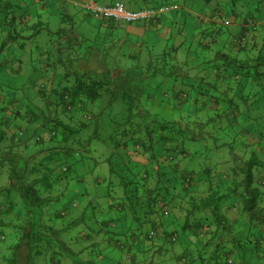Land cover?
Listing matches in <instances>:
<instances>
[{"label":"trees","instance_id":"1","mask_svg":"<svg viewBox=\"0 0 264 264\" xmlns=\"http://www.w3.org/2000/svg\"><path fill=\"white\" fill-rule=\"evenodd\" d=\"M244 2L250 0H241ZM52 3L55 0L29 1V5L45 8ZM26 5L29 6L24 0H0V170L6 169L8 188L19 192L23 202L17 215L20 222L15 252L1 264H19L22 244L30 247V264H40L55 242L51 237H67L72 230L83 231L86 237L96 233L82 227L79 222L83 216L81 211L74 213L77 206L73 203L69 209L44 217L43 208L58 199L53 191L68 187L72 155L76 160H90L94 168L107 163L106 187L120 188L110 190L112 201L105 211L107 215L93 213L98 230L103 233L119 234L120 218L129 220L133 231L145 239L150 228L156 235V229L162 227L165 243L186 245L175 257L179 264H241V258L232 254L246 244L264 251V120H259L264 118V105L252 111L251 102L246 105L251 96L264 101L260 92L264 91V48L248 51V38L244 39L246 25L252 24L254 17L244 18L242 34L228 38L236 50L246 52L243 58H232L227 63L232 65L228 77L222 80L214 76L216 80L212 81L208 78L211 73L203 77L198 73L184 74L188 83L176 91L174 101L168 97L159 99L166 106L164 111L171 112L160 118L140 107L141 82L146 76L130 75L138 73L136 69L143 71L140 61L136 62L137 54L131 56L135 59L131 67L122 66L118 60L115 68H109L100 59L99 47L88 45L90 54L81 53L84 42L91 40L74 30V16L60 12V25L54 28L37 13H29ZM73 5L91 16L81 0H73ZM259 25L264 28V22ZM43 30L48 38L40 43L37 36ZM167 53L174 56L176 49L165 51L162 56ZM96 54L95 64L90 58ZM227 57L224 60L228 61ZM144 62L147 70L155 71L151 60ZM60 67L61 79H54ZM48 70L50 78L45 75ZM164 71L166 67L161 72ZM200 78L212 82L202 89ZM221 83L225 84L224 91L219 88ZM246 84L254 86L255 92L248 95L242 90ZM234 87L239 96L228 94ZM186 89L193 91L191 102ZM103 97L110 105L121 100L122 111L112 118L102 110L97 116L89 113L88 102ZM151 97V102H155L154 94ZM186 103L190 105L184 106ZM95 138L97 156H92L89 144ZM236 141L238 146L233 149ZM207 150H218L215 159H211L213 164ZM224 152L226 157L236 156L230 174L219 169L220 160L228 159L222 158ZM245 154L248 158L243 160ZM201 182L207 187L203 195ZM231 187L241 199L238 214L245 232L242 238L234 234L222 212ZM125 237H132V233ZM79 240L74 241L76 245ZM131 240L116 239L112 246L120 250ZM63 246L68 248L66 241ZM63 255L72 258L70 253ZM154 264L163 262L157 260Z\"/></svg>","mask_w":264,"mask_h":264},{"label":"rangeland","instance_id":"2","mask_svg":"<svg viewBox=\"0 0 264 264\" xmlns=\"http://www.w3.org/2000/svg\"><path fill=\"white\" fill-rule=\"evenodd\" d=\"M178 3L180 6L184 4L183 0H176L174 3ZM251 4L247 5L248 7H244L246 10L250 9L252 13H255V20L252 22V24L246 25L247 31L245 32L244 39L248 38L253 33V28L255 32H263L262 28H260V23L264 22L259 19V10L260 8H263L264 2L262 0L261 3L256 2L254 0H250ZM101 3V2H100ZM231 5L228 6L227 4H224L223 7L220 6L223 11L220 15V18H215L218 22V25L214 26L219 27L221 31L225 33L226 35L230 32L237 33L238 30H236L234 27V24L226 25L229 22V13L231 15V12L234 10L236 12H239L241 7L240 5L241 0H237L236 2L232 3L230 1ZM236 4V5H235ZM178 5V6H179ZM73 10H74V30L77 33H83L84 37L86 36L88 39H90L91 43L85 41L84 44L81 46V53L88 55L90 52V48L88 45H95L96 47L100 48V59L103 60V65L109 66V68H115L116 64L118 63V60L121 61L122 66L124 67H131L135 63V59H132L131 57H128L129 53H133V55L136 53L137 60L140 61L143 71L141 69H136V72H130L131 76H134L135 78H141L146 76L143 79V83L141 82V88H142V94L140 96V107L144 108L149 113L155 115L157 114L158 117H163V115H170L171 112L164 111L166 106L164 104L159 103V99L161 98H170L172 99L174 96H176V91L182 87L181 85L188 83V80L184 78V74H191L196 75L197 73L200 76V71L202 68H205L206 70L210 67L214 55L218 54L215 50L216 46H211L210 49L201 47L200 42L203 39V31L202 26H208L211 24L210 22L206 20L199 19L200 16H203L205 18L210 17L208 13L203 11V9H198L199 12L194 13L193 15H187L186 17H189L188 21H186L185 18H182V20H178V18L183 17L184 9L174 8L170 11H163L158 15V19L163 17L165 15L166 20L161 21L162 23H165L167 27H169L168 30V36L166 37V33H164L163 29L161 32H156L152 30H147L145 36V41L143 43V47L140 49L134 50L133 48H130L131 45H137L139 44V38L131 35L126 34L123 35L124 43L120 46H114L110 42V39L112 37L113 41H116V35H118L119 29L117 31L115 30V33H112L111 36L109 34L111 32H106L104 29L100 28L99 23L101 22V18H94L88 14V16H85L84 18H78V11L77 9L81 10L83 13H86L81 7L79 6H73L71 4ZM130 10H136L135 6L126 5ZM79 7V8H78ZM158 7V6H156ZM235 8H237L235 10ZM254 8V9H252ZM215 8L214 10H216ZM230 9V12H228ZM213 10V11H214ZM251 13V14H252ZM264 14V13H263ZM87 15V13H86ZM177 19L176 23L169 24V22H174L175 18ZM50 23L53 27H58L60 25V18H56L55 16H49L48 17ZM159 19V20H160ZM235 19V18H234ZM238 19V18H237ZM261 21V22H260ZM138 22V21H137ZM140 22L144 23H154L153 20H140ZM120 23H125L123 27H126L129 22L120 21ZM234 23V22H233ZM182 30V35L185 36L187 39L184 44L186 46L177 49L176 54L162 56L165 51L169 52L171 51L170 48L173 44V40L177 37V32ZM107 33V35H105ZM2 35L4 33H1ZM264 34V33H261ZM103 35L107 36L106 39L103 38ZM151 35V36H149ZM215 34H213L214 36ZM222 35V34H220ZM48 34L45 30H43L38 37V40L40 43H45L47 41ZM1 37V36H0ZM182 38V37H181ZM209 39V38H208ZM203 42V41H202ZM257 42L261 43V41ZM264 45V44H263ZM110 46V47H108ZM97 54L90 58L94 63L97 61ZM151 60L154 65V72H152V69L147 70L146 63L144 61ZM82 62H86L82 60ZM92 62V63H93ZM119 65V64H118ZM165 65V66H164ZM213 65V64H212ZM88 66V65H87ZM166 67V71L161 72L162 69ZM61 68V67H60ZM80 68V65H79ZM144 72V73H143ZM63 73V69H59V72L54 75V79H61ZM138 74V75H136ZM47 77L50 78V72L45 74ZM203 77V74L201 75ZM53 78V75L52 77ZM211 79L210 77H208ZM200 81V86L206 88L209 84L207 82H210L206 78V80H202L201 78L198 79ZM213 81V80H212ZM211 81V82H212ZM184 82V83H183ZM210 82V83H211ZM214 83V82H213ZM174 86V87H173ZM189 87V86H188ZM184 88V87H183ZM190 102L193 99V91L190 89H186ZM245 92L249 95L250 92H255L254 86H245L244 87ZM264 96V91H260ZM259 92V94H260ZM154 94V96L157 98L155 99V102H151L152 97L151 95ZM258 94V97H259ZM161 96V97H160ZM239 96V95H238ZM200 99H204L200 97ZM253 96L250 97L249 102H251L250 111L257 108V105H259L260 100H255ZM254 100V101H253ZM174 100L172 99V102ZM262 101V100H261ZM190 103H186L184 106H188ZM220 105H225L224 102H221ZM108 106L113 107V109H110ZM87 111L89 113H92L94 116H97L100 110H102L106 115L110 116L112 118L117 112H121L123 109V103L121 100L115 101L113 104H109L107 98L103 97L99 100L88 102L87 104ZM168 113V114H167ZM259 120H264V118H260ZM255 122V121H254ZM109 128V125L107 126ZM93 127L91 126V129ZM98 139L91 140L89 147L92 152V156H97V153L94 151L95 145L97 143ZM233 149H235L238 146L239 141L233 142ZM201 144V143H200ZM102 146H99V149ZM202 147H200L201 149ZM205 148V147H204ZM226 149V147H224ZM228 150V149H226ZM102 152V149H100ZM218 150H207L209 152L207 155L211 159H213L216 155V152ZM221 152V151H219ZM204 156L206 153H204ZM230 154V152H229ZM231 156V154H230ZM201 159V158H200ZM72 164V171L68 172L69 181L68 187H57V191L54 190L53 193L58 194V199L53 200L49 206L44 207V217L48 218L50 215L49 213L55 212V211H61L62 209H69L71 207V203L75 204L77 208H73L74 213H77L81 211L82 222H79L82 227L89 231L91 230H98V225L96 220L93 218V213L95 211L101 212L105 215L108 213L105 212L107 207L109 206L112 199L110 198V190L115 189L116 191H119V187H106L105 180L108 177L109 173V165L105 162H101L97 164V166L94 168L91 166L90 160L87 161L85 158H82V160H76V156H71L69 159ZM90 163V164H89ZM214 162L211 161V164ZM7 171L5 168L0 170V207L9 206L12 204V206H15L14 208L21 207L23 208V202L20 197L19 192H17L13 188H8L7 185ZM97 179V181H96ZM98 179L101 181V183H98ZM78 180V181H77ZM104 180V182H103ZM66 181V180H65ZM77 181V182H76ZM14 203V204H13ZM83 212V215H82ZM77 223V224H79ZM128 223L130 221L128 220ZM75 229V228H74ZM243 232V229L241 230ZM101 232V231H100ZM63 233V232H59ZM4 236L3 239H0V250L4 251L5 255L13 256V253L15 252V242L14 236L12 231L9 227L0 226V237ZM61 237L64 238L63 234H61ZM178 247L181 246V243L177 244ZM254 252H256L255 248H252ZM238 257V256H237ZM49 261H47L45 264H48ZM264 264V258L263 263Z\"/></svg>","mask_w":264,"mask_h":264},{"label":"crops","instance_id":"3","mask_svg":"<svg viewBox=\"0 0 264 264\" xmlns=\"http://www.w3.org/2000/svg\"><path fill=\"white\" fill-rule=\"evenodd\" d=\"M30 0H24L25 4L27 3L29 5ZM98 3L101 2V4H111L117 1H122L126 5L130 6H135V9H141L145 7H156L160 6L163 4L167 3H174L176 0H94ZM184 4L181 6L177 3V7L179 9H184L183 17L178 18V20H182V18H185L186 21H188L189 17H186V14L188 15H193L194 13L199 12L198 9H203L205 12H212L209 14L210 17L205 18L202 16V20H206L210 22L208 26H202V31H203V39L200 42L201 47L207 48L210 44V46H216L215 50L217 51L218 54L214 55L212 63L210 67L206 70L205 68H202L200 71V77L203 74L211 73L212 75L209 76L212 80L215 77H218L219 79L228 77L227 74H229L230 69H231V60L232 58H238L241 59L243 58V55L246 54V52L243 51H238L236 50V47H234L232 44L229 43V39L233 38L234 36H238L239 34L243 33L244 26H243V21L244 18L246 17H254L255 18V13H252L250 9L246 10L245 8L248 7L247 5H250V3H245L241 4L240 11H232L231 15L229 13V22L226 25H230L231 23L234 24V28L237 31V33L230 32L229 34L226 35L219 27H214L218 25L217 20L215 19L220 18V15L222 13V9L219 8L220 6L223 7L224 4H227L228 6L231 5L230 1L234 3V0H183ZM176 3V2H175ZM261 3V2H259ZM73 5V0H61L57 1L55 0V3L51 4L50 8H45L42 7L41 5L38 6V4H30L29 6L26 5V10H30L33 13H37L42 19V21H47L49 18L50 13H56L55 17H59V13L64 11L66 14H71L74 16V10L71 6ZM179 5V6H178ZM236 5V4H235ZM74 6V5H73ZM133 6V8H134ZM245 7V8H244ZM79 8V7H78ZM128 8V7H127ZM217 8L216 10H214ZM237 8H235L236 10ZM254 9V8H252ZM214 10V11H213ZM259 10V19H262L264 21V6L263 8L258 9ZM78 11V18H84L86 13H83L81 10L77 9ZM230 12V9L229 11ZM252 13V14H251ZM175 18V17H174ZM235 18V19H234ZM238 18V19H237ZM160 19V18H159ZM155 21L154 23H144V22H133L127 24V29L126 27H123L125 23H120L117 21H112L111 19H102L101 22L99 23L98 26L100 28L104 29V31L111 32L109 36L112 35V33H115V30L119 29L118 35H116V41H113L112 37L110 41L116 43V46H120L124 43V38L123 35L126 34H131L137 38H139V44L137 45H131L130 48H133L134 50L140 49L143 47V43L145 41V34L147 30H152L153 32H161L163 29L164 33H166V37L168 36V30L169 27L166 26L165 23H162L161 21L166 20L165 15L161 17L160 20ZM200 19V17H199ZM48 22H50L48 20ZM177 19L175 18L174 22H169V24L176 23ZM234 22V23H233ZM51 24V23H50ZM52 26V24H51ZM55 28V27H54ZM263 32H253L249 34L250 36L248 37V45L246 46L248 51L253 50L251 48L254 47L255 51L258 50L260 46L264 48L263 45V39H264V28H262ZM182 30L177 32V37L173 40V44L170 48L167 47V49H170L173 51L174 49H179L186 44L184 42L187 41L185 36L182 35ZM213 34H215L213 36ZM222 34V35H220ZM107 35V33H105ZM103 35V38L106 39L107 36ZM151 36V35H149ZM182 37V38H181ZM209 38V39H208ZM229 38V39H228ZM261 41V43L257 42ZM209 46V47H210ZM208 49V48H207ZM177 52V51H176ZM229 53V55H228ZM133 53H129L128 57H133L136 55H132ZM92 58L95 55H91ZM228 56L227 60H224V57ZM86 63V62H85ZM96 64V63H95ZM213 64V65H212ZM224 65V66H223ZM225 73V74H224ZM215 76V77H214ZM250 84H246L245 86H248ZM219 88L224 91L225 84L221 83L219 84ZM235 86V85H234ZM218 88V90H219ZM244 90V89H242ZM228 94L232 97H235L237 95H240V92H237V87H234L233 90H230ZM254 101V100H253ZM250 102H246V105H248ZM258 109H260L264 105V101H259L258 103ZM243 106V105H241ZM245 108V106H243ZM250 110V108H249ZM252 142V140H250ZM256 141V140H255ZM222 158H225V152L222 153ZM227 160H220L219 164V169L223 170V172H229L230 170L233 169L232 166L236 165V156L232 157L228 155ZM248 158V155H244L243 160H246ZM215 159V158H214ZM232 168V169H231ZM218 169V170H219ZM230 169V170H229ZM264 175V170L261 173ZM8 178V177H7ZM10 180H7V185L9 184ZM226 188V187H224ZM233 188L231 187L230 191L231 193L226 197V201H224V208H222V212L225 214V216L228 219L229 224L232 225L233 232L238 238H242L245 234L244 229L242 225H240V216L238 214L240 205H241V199L238 197L236 193L233 192ZM228 189V188H227ZM207 190L206 184L205 183H200V194H205ZM226 192V191H225ZM224 192V193H225ZM14 204V203H13ZM15 206H12L10 204L9 206L5 207H0V226L4 227H9L10 230L13 233L14 236V241L17 242L18 240V234L16 233V229L19 224V218H18V208H14ZM169 212H165L166 214L170 213L169 208L167 209ZM167 214V215H168ZM118 225L120 226L119 228V234H109L103 233L100 230L96 231V233L90 235L89 237L84 236L83 231H76L72 230V232L69 234V236L62 238L61 234L58 235V238L51 237L53 241H55L52 245L51 249H47L48 252L44 253V258L45 260L40 263V261H36L37 263L40 264H45L47 261H49L48 264H154L157 262V260H160L163 262V264H179L175 260V257L177 255L181 254L182 248L185 247L186 245L184 243H181V246L178 247L179 242H175L173 245H169L165 243V238H164V233H162L163 228L158 227L156 229V235L152 240H149L147 236L146 239L143 237L144 235L136 233V231H133V224L130 222L128 223V220L125 219H118ZM154 229V228H150ZM168 231H171V227L166 228ZM243 229V232L241 231ZM132 233V237H125V234L130 236ZM134 233V236H133ZM173 234V233H172ZM176 234V233H175ZM57 236V235H56ZM177 236V235H176ZM74 237L76 239H80L78 242V245L74 242ZM78 237V238H77ZM4 236L2 235L0 239H3ZM132 238L131 241L126 242V245L118 250L114 248L112 245H114L116 239H130ZM63 241L67 242L68 248L63 246ZM15 242V244H16ZM188 246V245H187ZM30 247L27 244H22L20 247V253L18 254L20 257V261L18 262L19 264H30L32 262V258L30 256H27L29 253ZM43 248V246H42ZM252 248H255L253 245H244L243 247H240L238 249H235L233 252L232 256L235 257H240L241 259V264H262L263 263V258H264V251L262 248L258 247L255 248L256 252L253 251ZM42 250V249H41ZM43 251V250H42ZM63 252H66L67 254L70 253L71 257L66 258V255H63ZM8 255L4 254L3 250H0V264L3 262V259L7 257ZM76 259V260H75ZM35 260V259H33ZM79 260L80 263H76V261ZM35 262V261H34Z\"/></svg>","mask_w":264,"mask_h":264},{"label":"built area","instance_id":"4","mask_svg":"<svg viewBox=\"0 0 264 264\" xmlns=\"http://www.w3.org/2000/svg\"><path fill=\"white\" fill-rule=\"evenodd\" d=\"M82 5L91 16L96 18H110L117 21L134 22L137 20H153L161 12L173 9L176 5L160 6L157 8H142L139 10H130L122 2H116L109 5L98 4L92 0H81ZM155 235L154 230H150L148 237Z\"/></svg>","mask_w":264,"mask_h":264},{"label":"clouds","instance_id":"5","mask_svg":"<svg viewBox=\"0 0 264 264\" xmlns=\"http://www.w3.org/2000/svg\"><path fill=\"white\" fill-rule=\"evenodd\" d=\"M92 1H94V0H92ZM94 2H96V1H94ZM117 2H122V1H117ZM96 3H98V2H96ZM114 3H116V2H114ZM123 3V2H122ZM98 4H101V3H98ZM111 4H113V3H111ZM124 4V3H123ZM102 5H109V4H102ZM125 5V4H124ZM168 6V5H174V4H170V3H168V4H163V5H160V6ZM160 6H158V7H160ZM126 7V6H125ZM145 8H148V7H145ZM151 8H157V7H151ZM175 8H178L177 7V4H176V7ZM129 9V8H128ZM142 9V8H141ZM174 9V8H173ZM137 10H139V9H137ZM170 10H172V9H169V10H167V11H170ZM101 19H103V18H101ZM106 19H110V18H106ZM200 19H202V16H200ZM158 20V16L155 18V19H153V21H157ZM117 21V20H116ZM137 21H139V20H137ZM136 21V22H137ZM117 22H120V21H117ZM135 22V21H134ZM140 22V21H139ZM133 23V22H132ZM151 230H153V229H151Z\"/></svg>","mask_w":264,"mask_h":264}]
</instances>
